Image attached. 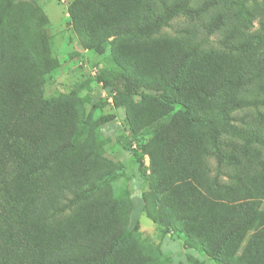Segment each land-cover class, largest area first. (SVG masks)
I'll return each instance as SVG.
<instances>
[{
  "label": "trees",
  "instance_id": "trees-1",
  "mask_svg": "<svg viewBox=\"0 0 264 264\" xmlns=\"http://www.w3.org/2000/svg\"><path fill=\"white\" fill-rule=\"evenodd\" d=\"M169 1L74 0L68 14L89 48L120 41L117 57L124 68L107 72L106 87L117 86L125 99L158 93L153 105L133 108L128 121L134 134L155 128L141 157L157 170V190L167 194L164 206L173 212L169 223L175 218L185 226L184 249L216 264H264V120L233 116L264 97V35L236 44L233 31L222 41L229 52L202 49L191 38L178 49L165 43L157 50L146 38L177 16L200 17L213 3L194 9L190 0ZM228 21L219 10L208 34ZM47 25L35 1L0 0V264H112L132 229L120 222L109 193L89 199L114 177L97 138L78 144L83 133L75 123L52 124L46 111L44 77L59 67ZM21 103L29 114L19 115ZM176 108L178 119L169 121V130L160 128ZM13 118L22 123L13 127ZM3 128L14 139L10 145ZM224 136L236 142L225 148ZM227 175L229 182L221 178ZM143 202L163 239L167 224L152 213L149 197ZM59 216H65V228L55 221ZM117 264L149 263L124 255Z\"/></svg>",
  "mask_w": 264,
  "mask_h": 264
},
{
  "label": "rangeland",
  "instance_id": "rangeland-1",
  "mask_svg": "<svg viewBox=\"0 0 264 264\" xmlns=\"http://www.w3.org/2000/svg\"><path fill=\"white\" fill-rule=\"evenodd\" d=\"M32 1L39 5L48 19L46 30L50 38L51 53L59 61V67L44 77L43 103L46 111L53 117L52 124L53 121L59 124L64 120L75 123L83 133L78 144L90 136L97 138L102 157L113 166L114 177L110 178L105 186L93 192L89 199L96 201L106 198L109 193L113 210L119 214L120 222L132 229L129 238L118 246L111 263L123 262V256L129 255L132 259L139 257L149 264H193L196 259L204 264H216L196 251L185 250V226L175 218H172L173 224L169 223L173 212L170 207L164 206L167 194L157 190V170L151 166L148 156L141 157L142 148L153 137L155 128H149L142 134H134L129 125L128 114L131 110L153 105L154 96L158 93L147 91L146 94L125 99L119 95L121 92L117 86L112 84L106 87L107 72L124 68L125 63L117 57L120 41L110 39L99 48H89L71 26L68 8L74 0ZM209 1H213L211 7L200 17L189 19L185 15L177 16L169 26L146 38V41L157 50L165 43L178 49L184 41L191 38L195 43H202V49L229 52L224 48L222 41L233 31L236 33V44L253 41L264 35V0H190L189 5L200 9ZM219 10L227 13L228 25L209 35L207 26ZM152 50V46L146 48L147 52ZM148 56L155 58V50ZM260 57H264V50ZM169 95L177 100L184 98V95ZM24 104L21 103L19 115L29 114ZM245 113L252 116L251 120H264V97L251 101L248 108L235 112L233 116L238 118ZM57 116L59 118L54 119ZM179 116V110L176 108L169 113L166 120H161L158 126H166L169 130V121H176ZM21 123L18 118L12 119L13 127ZM233 124L240 126L236 122ZM52 128L54 129V126ZM28 129L27 135L32 136L37 126ZM2 133L7 136L9 145L14 142L9 129L3 128ZM222 138V146L225 148H228L232 141L236 142L232 136ZM27 140L34 139L28 137ZM240 143L244 144V141ZM25 150L29 152L28 148ZM211 163L212 167L216 166L215 161ZM222 170L224 174L230 175L228 167L223 166ZM221 178L229 182L228 175ZM144 196L151 200L152 213L161 215L167 224L169 231L163 239L156 225L148 218ZM174 197L179 198V193ZM60 217L55 221L59 222L61 228H65V216Z\"/></svg>",
  "mask_w": 264,
  "mask_h": 264
}]
</instances>
